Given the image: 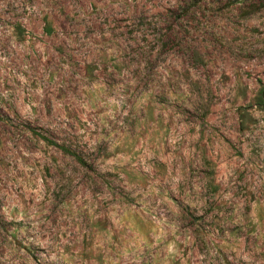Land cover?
Returning a JSON list of instances; mask_svg holds the SVG:
<instances>
[{
  "label": "rangeland",
  "instance_id": "374dc122",
  "mask_svg": "<svg viewBox=\"0 0 264 264\" xmlns=\"http://www.w3.org/2000/svg\"><path fill=\"white\" fill-rule=\"evenodd\" d=\"M0 264H264V0H0Z\"/></svg>",
  "mask_w": 264,
  "mask_h": 264
}]
</instances>
